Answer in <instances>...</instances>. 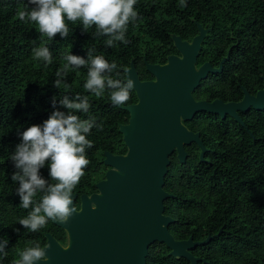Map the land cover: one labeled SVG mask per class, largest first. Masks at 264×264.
I'll use <instances>...</instances> for the list:
<instances>
[{"label": "trees", "instance_id": "1", "mask_svg": "<svg viewBox=\"0 0 264 264\" xmlns=\"http://www.w3.org/2000/svg\"><path fill=\"white\" fill-rule=\"evenodd\" d=\"M138 0L135 6L139 18L129 24L128 44L117 42L107 47V37H96L95 26L87 32L82 23L67 22L71 29L67 38L59 34L49 39L39 32L38 24L19 20L18 12L25 9L28 0H0V240H8L6 256L0 264H14L20 252L39 243L45 244V234H51L61 243L66 233L52 221L38 232H30L19 224L31 208L20 206L16 194L18 185L11 180L16 171L11 153L21 142V134L28 127L42 124L54 110L60 108L59 99L67 95L87 96L90 114L96 117L98 128H93L88 139L90 164L73 194L79 209L82 194L96 192L95 184L104 178L108 167L104 153L121 154L125 151L119 126L127 124L129 115L113 107L110 93L96 97L87 92V68L67 70L66 83L53 87L56 72L64 68L66 55L87 59L104 55L115 62L114 79L125 80L124 71L131 61L137 72L149 79L145 63L162 65L176 49L172 35L190 41L198 33L197 25L211 27L206 34L197 59V66L205 61L217 65L229 52L223 70L238 71L229 75L238 84L230 83L228 90L238 85L248 87L250 78L259 82L264 77V0ZM29 8L33 5H28ZM46 46L52 52L53 62L46 65L33 57L32 49ZM145 61V63H144ZM117 72L119 75L117 76ZM220 75H212V77ZM211 78V76H210ZM209 77L201 81L195 91L197 99H207ZM222 83H216L214 93L222 98ZM57 98L56 109L52 98ZM136 102L134 92L127 107ZM79 115V113H78ZM87 118L85 114H80ZM244 127L230 118L220 119L215 114L197 113L187 128L200 134L206 149L200 161V148L192 143L185 146L187 158L180 162L176 152L170 155L164 190L173 195L164 201V214L174 220L168 230L176 240L203 241L209 235L217 237L192 249L193 256L203 260L198 264H264V109L245 112ZM41 175L50 180L47 165ZM39 200V195L36 197ZM18 230V231H17ZM146 264H190L184 258H175L167 245L154 242L147 248Z\"/></svg>", "mask_w": 264, "mask_h": 264}, {"label": "water", "instance_id": "2", "mask_svg": "<svg viewBox=\"0 0 264 264\" xmlns=\"http://www.w3.org/2000/svg\"><path fill=\"white\" fill-rule=\"evenodd\" d=\"M198 33L191 41L172 35L177 57H167L166 63L148 65L151 82H140L133 61L125 73L135 81L137 104L119 107L129 115L128 124L119 126L125 146L124 153H104V164L109 167L102 180L95 184L96 192L82 194L77 213L68 223L53 222L66 233L63 244L51 234H45L48 248L46 262L38 264H146L147 248L156 243L167 245L171 255L184 258L190 264L203 261L191 254L203 241L176 240L168 230L174 220L164 214V201L173 195L164 190L170 155L176 152L185 162V146L196 144L203 160L206 149L198 132L187 128L199 112L216 114L221 119L228 115L240 126L244 124L237 112L264 109V87L254 97L245 93L237 103L223 104L195 101L192 93L211 72H221L229 52L218 69L209 63L197 67V58L208 31L197 25ZM246 129V128H245ZM78 196L73 194L74 205Z\"/></svg>", "mask_w": 264, "mask_h": 264}, {"label": "clouds", "instance_id": "3", "mask_svg": "<svg viewBox=\"0 0 264 264\" xmlns=\"http://www.w3.org/2000/svg\"><path fill=\"white\" fill-rule=\"evenodd\" d=\"M138 0H28L25 9L18 12L20 21L38 24L39 32L49 39L57 34L67 38L71 29L67 22L82 23V30L95 26L96 37H107L105 44L111 48L117 42L128 44L126 33L129 24H134L139 14L135 8ZM33 5L29 8L28 5ZM181 5L186 6L185 0ZM67 21V22H66ZM88 50L87 59L77 55H66L67 63L56 72L53 87L59 89L66 83L67 70L87 68V80L84 88L96 97L110 93L113 107L126 105L135 88V81L128 77L125 81L114 79L112 73L117 70L115 62L109 63L104 55H93ZM33 57L46 65L53 62L49 47L32 49ZM117 76L119 72L116 73ZM57 98H52L56 109ZM60 108L54 110L42 124L28 127L21 134V142L11 153L10 160L16 171L11 180L18 187L16 194L20 206L31 208L28 215L19 220V224L30 232H38L49 221L68 223L77 213L73 193L79 185L85 170L90 164L88 149L93 142L88 139L93 128H98L96 117L90 114L91 104L87 96L75 95L69 99L64 95L59 99ZM79 113V115H78ZM87 118H82L80 114ZM47 165L50 180L41 175V169ZM39 195V200L36 197ZM18 231V230H17ZM8 240H0V256H6ZM39 243L20 252V258L14 264H38L46 262V250Z\"/></svg>", "mask_w": 264, "mask_h": 264}, {"label": "flooded vegetation", "instance_id": "4", "mask_svg": "<svg viewBox=\"0 0 264 264\" xmlns=\"http://www.w3.org/2000/svg\"><path fill=\"white\" fill-rule=\"evenodd\" d=\"M198 28V27H197ZM205 28H207L208 29V31L211 29V27H205ZM208 31H207V33H208ZM206 33V34H207ZM206 36V35H205ZM205 38V37H204ZM186 41H188V40H186ZM191 41V40H190ZM189 41V42H190ZM202 48V47H201ZM200 51H201V49H200ZM200 51H199V54H200ZM176 52H177V50H176ZM228 53V52H227ZM171 55H175V57H177V55H179V53L177 52V53H175V54H170V55H168V57H171ZM198 57H199V55H198ZM225 57H226V55H225ZM225 57H223V58H225ZM222 58V59H223ZM198 59V58H197ZM222 59H220V61H219V63L217 64V65H213L212 63H210L209 61H205L204 63H209L210 64V66L212 67V69H218L219 68V65H220V62H221V60ZM144 63H145V61H144ZM203 63V64H204ZM149 65V64H148ZM162 65H164V64H162ZM162 65H160V66H162ZM202 65V64H201ZM145 66H146V63H145ZM197 67H199V66H197ZM135 68V67H134ZM127 70V69H126ZM135 70H136V68H135ZM145 70H146V68H145ZM136 72H137V70H136ZM236 72H238V71H229V70H223V66H222V70H221V72H211V73H209L208 74V76H207V78L209 77V85H208V87H207V95H206V98L207 99H197V97L195 96V91L192 93V95H193V98L195 99V101H207V102H213L214 100H219V101H221L223 104H226V103H237V102H239V101H241L242 100V98H243V96H244V94L246 93L247 94V96L248 97H254L255 95H256V93L257 92H259L260 90H262L263 89V87H264V77L261 75L260 76V78L262 79V84H261V87L259 88V87H257L258 85L257 84H259V82L257 81V80H255L254 78H250L252 75H256V73H251V72H249V74H248V76L249 77H246V79H244V81L245 82H247L249 85H248V87L247 88H245L244 86H241V85H238V90H235V91H233L232 93H230L229 91H227L228 90V86L230 85V83H236V84H238V82H237V80H234V79H230V77H229V75L230 74H234V73H236ZM137 75H138V77H139V80H140V82H143V83H145V82H151V81H153V79H152V77L150 76V75H148L149 76V79H145L144 77H143V79H142V77H141V75L137 72ZM212 75H220V77H212ZM210 76H211V78H210ZM125 81V80H124ZM216 83H222L223 84V86L221 87V90H222V94H221V96H222V98H220V97H216L215 96V94L216 93H214V89H215V85H216ZM135 94V93H134ZM136 97V96H135ZM135 104H137V99H136V102L135 103H133V104H130V105H128V106H134ZM251 108H248L245 112H247V111H249ZM245 112H237V115H238V117L240 118V120L242 121V116H243V114L245 113ZM216 115V114H215ZM216 116H218V115H216ZM219 117V116H218ZM220 118V117H219ZM225 118H230V119H232L233 120V118H231L230 116H228V115H225L222 119H225ZM221 119V118H220ZM129 120V119H128ZM234 121V120H233ZM235 122V121H234ZM236 123V122H235ZM242 123H243V121H242ZM128 124V123H127ZM126 124V125H127ZM244 124V123H243ZM108 169H109V167H108ZM107 169V170H108ZM106 170V171H107ZM106 173V172H105ZM104 176H105V174H104Z\"/></svg>", "mask_w": 264, "mask_h": 264}]
</instances>
